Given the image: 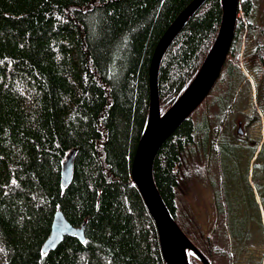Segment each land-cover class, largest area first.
<instances>
[{
	"label": "trees",
	"instance_id": "16d2710c",
	"mask_svg": "<svg viewBox=\"0 0 264 264\" xmlns=\"http://www.w3.org/2000/svg\"><path fill=\"white\" fill-rule=\"evenodd\" d=\"M193 1L0 0V264H166L132 166L149 116L155 50ZM255 5L241 0L221 76L165 141L154 165L165 204L211 264L233 263L234 252L220 246L223 232L244 245L251 215L261 221L260 214L240 212L255 203L248 166L259 141L247 140L244 164L243 136L229 122L246 81L239 67L243 37L258 31ZM222 15V0H206L167 50L159 72L163 112L203 66ZM243 59L257 72L264 117V27ZM258 119L255 114L247 125ZM73 149V180L65 188L63 163ZM257 159L263 170L264 143ZM193 164L219 190L209 234L194 232L188 214L180 213L182 181L191 182ZM59 210L75 227L85 225L86 241L66 236L45 253ZM189 260L202 264L191 251Z\"/></svg>",
	"mask_w": 264,
	"mask_h": 264
},
{
	"label": "water",
	"instance_id": "95a60500",
	"mask_svg": "<svg viewBox=\"0 0 264 264\" xmlns=\"http://www.w3.org/2000/svg\"><path fill=\"white\" fill-rule=\"evenodd\" d=\"M205 1L206 0H194L189 6H187V8L177 17V19L166 31L155 50L150 69L149 116L132 166L133 182L141 192L145 204L156 223L161 243V249L166 264L170 263L167 260L163 249V235L166 239V243L169 242L171 237L177 238L181 242V245L176 253L173 252L172 247L167 253V256L170 257L172 261L171 264H191L189 260V251L193 252L203 264H211L206 255L200 251V249L192 242V240L176 222L175 218L165 204L154 178V165L159 150L161 149L165 141L176 131L179 126L183 124L184 121L192 116V114L200 107V105L212 92L227 62L235 38L241 0H222V22L212 50L210 51L203 66L201 67L191 84L173 103V105L165 112H163L161 108L159 92V72L163 58L167 50L174 42L175 38L186 25L187 21L201 8ZM201 79L202 83H200V89H197L199 92H196V94L186 104V106L179 105L178 109L175 108L176 105L180 101H183V99H185L186 96L198 85ZM170 113L176 114L177 117L173 119L174 116L172 117ZM170 118H172V127L163 133L164 135L162 136V138L151 148V150L147 148V151L145 150V152L143 153L144 156L140 157V163L138 165L137 172L138 177L142 182V189V187L140 186V181L138 182L139 179L137 177V173L135 175V172L137 161L139 158V152L145 142V135L154 130L158 131L161 127H163V125L168 122V120H170ZM242 132L243 128L241 123L239 127V133L241 134ZM76 152L77 150L73 149L67 155L66 160L63 163L62 185L65 188H67L73 180L74 160ZM148 200L151 202L154 210H152L149 206ZM154 212L157 213H155L156 215H158L157 217L155 216ZM66 236H75L79 238L80 241L85 242V225L75 227L66 218L64 213L59 210L55 213L54 216L51 235L46 240L43 246L44 252L47 253L50 250L56 249L63 242Z\"/></svg>",
	"mask_w": 264,
	"mask_h": 264
},
{
	"label": "rangeland",
	"instance_id": "374dc122",
	"mask_svg": "<svg viewBox=\"0 0 264 264\" xmlns=\"http://www.w3.org/2000/svg\"><path fill=\"white\" fill-rule=\"evenodd\" d=\"M254 1L256 3L254 18L258 26V31H256L251 38H247L245 36L243 37L239 67L244 72L246 81L238 89L229 122L235 125V131L239 130L240 122L242 123L243 140H239L238 143L242 144V148H244V154L242 155L245 156V159H247L244 161V164H246V162L248 164V157L251 153V149H248L249 147L247 146V144H249L247 143V140L259 141V145H257L255 148L252 159L248 166V179L250 180L253 192L254 190H258V193L256 191L254 193V196H257L261 192L260 186L264 191V169L261 170L257 167V152L259 149H261V146L264 143V117L262 115V109L260 105H258L257 91L259 80L257 72L250 69L243 59L246 53H249L253 50L254 42L258 37L259 31L262 27H264V0ZM241 15L242 13L239 14V16ZM255 114H258L259 119L254 123L247 125L249 118L253 117ZM253 158H255V160ZM194 167L195 164H193L191 171V182H188L187 180L182 181V191L178 201L181 211L180 213L181 216L184 214L183 212L188 214L189 221L191 222V228L194 232L196 231L198 234L200 232L209 234L211 233V228L213 226V215L208 213V208L210 207L211 203V194L209 193L208 187L206 185L208 183L209 176L206 177L204 176V173L201 172V175H197L198 179L192 183ZM201 170L202 169L200 168V171ZM244 171L246 174L247 167H244ZM213 174H218V172ZM205 179L206 182L203 183ZM194 187L195 189L193 190ZM251 216L255 218L254 223L248 228L250 233L249 239L252 238L251 241L249 240L244 245H238L236 242L231 240L226 233L223 232V238L220 235V246L226 248L227 251H230V254L232 251L234 252V254L231 255V261H233L232 264H264V256L262 257V263L258 261V259H261V254L264 255V232H262V230H264V215L261 214L260 222L258 221V216Z\"/></svg>",
	"mask_w": 264,
	"mask_h": 264
},
{
	"label": "bare ground",
	"instance_id": "6f19581e",
	"mask_svg": "<svg viewBox=\"0 0 264 264\" xmlns=\"http://www.w3.org/2000/svg\"><path fill=\"white\" fill-rule=\"evenodd\" d=\"M201 81V82H200ZM199 81V83H198V85L186 96V98L185 99H183V101H180L177 105H176V107L175 108H177L178 109V107H179V105H184V106H186V104L193 98V96L196 94V92L200 89L199 87H200V83H202V79ZM199 88V89H198ZM198 89V90H197ZM199 92V91H198ZM174 111V110H173ZM172 111V112H173ZM171 112V113H172ZM170 113V115L173 117L174 116V118L173 119H175L176 117H177V115L176 114H171ZM171 121H172V118H170V120H168V122L165 124V125H163V127H161L158 131H152V132H150V133H147L146 135H145V142H144V144L142 145L143 147H141V150H140V152H139V158H138V161H137V165H136V172H135V175H136V173H137V177H138V172H137V170H138V165H139V163H140V157H142V156H144L143 155V153L145 152V150L147 151V148H149V150H151V148L162 138V136L164 135L163 133L166 131V130H168V129H170L171 127H172V123H171ZM174 121V120H173ZM138 179H139V177H138ZM140 181V186L142 187V189H143V186H142V182H141V180L139 179L138 180V182ZM148 202H149V206L151 207V209L152 210H154V208H153V206H152V204H151V202L148 200ZM156 212H154V214H155ZM157 214V213H156ZM155 214V216L157 217L158 215H156ZM157 220H158V218H157ZM162 235H163V233H162ZM166 239H165V237H164V235H163V243H164V252H165V256H166V258H167V260L169 261V263L171 264V259H170V257H168L167 256V253H168V251H169V249H171V247H172V250H173V252L174 253H176L177 251H178V249H179V247H180V245H181V242H180V240L179 239H177V238H170V240H169V242H167L166 243V241H165ZM211 262V261H210Z\"/></svg>",
	"mask_w": 264,
	"mask_h": 264
},
{
	"label": "flooded vegetation",
	"instance_id": "af4514ba",
	"mask_svg": "<svg viewBox=\"0 0 264 264\" xmlns=\"http://www.w3.org/2000/svg\"><path fill=\"white\" fill-rule=\"evenodd\" d=\"M240 124H241V122H240ZM242 134H243V132L241 133V136H242ZM260 150V149H259ZM259 150H258V152H259ZM257 152V153H258ZM256 158V157H255ZM255 158H253L254 160H255ZM195 168V167H194ZM193 171H194V169H193ZM198 173V172H197ZM197 173H196V169H195V171H194V176H193V181H192V183L197 179ZM206 182V179L203 181V183H205ZM212 181H209L208 180V183H210V184H208L207 183V187H208V191H209V193L211 194V199H210V201H211V203H210V207L208 208V213L209 214H212L213 215V226H212V228H211V231H212V229L215 227L214 226V223H215V220H214V214L216 213V211L218 210V206H219V199L217 198L218 197V195H217V191H219L218 190V188H216V185L215 184H213V182L211 183ZM195 189V187L193 188V190ZM255 191L256 190H254V193H255ZM258 191V190H257ZM256 191V192H257ZM249 193V192H248ZM258 193V192H257ZM252 197V193H249V196H248V198H251ZM221 202L222 203H224L225 201H224V196L221 198ZM248 205L247 206H245V205H242V207H241V209H240V212H241V214H245V213H254V214H256V215H258V214H263L264 215V203H263V200H262V196H261V194H258L257 196H255V203H247ZM254 221H255V219H254ZM254 221L251 219V220H249L248 221V223H247V226H248V228H249V226L251 225V224H253L254 223ZM226 225H227V229H228V231H229V229H230V227H229V222H227L226 223ZM262 232H264V230H262ZM229 234V233H228ZM229 237H230V239L231 240H233L234 242H235V240L233 239V237L231 236V235H229ZM250 241L252 240V238H250L249 239ZM226 249V248H225ZM227 250V249H226ZM233 252V251H232ZM264 255L263 254H261V259H258V261H260L261 263H262V257H263ZM207 257V256H206ZM201 261V260H200ZM203 264V263H202Z\"/></svg>",
	"mask_w": 264,
	"mask_h": 264
}]
</instances>
